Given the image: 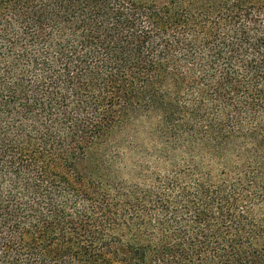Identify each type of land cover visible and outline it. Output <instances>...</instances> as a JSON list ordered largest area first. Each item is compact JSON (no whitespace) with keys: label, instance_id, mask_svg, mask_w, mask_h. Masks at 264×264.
<instances>
[{"label":"trees","instance_id":"obj_1","mask_svg":"<svg viewBox=\"0 0 264 264\" xmlns=\"http://www.w3.org/2000/svg\"><path fill=\"white\" fill-rule=\"evenodd\" d=\"M0 264H264V0H0Z\"/></svg>","mask_w":264,"mask_h":264}]
</instances>
